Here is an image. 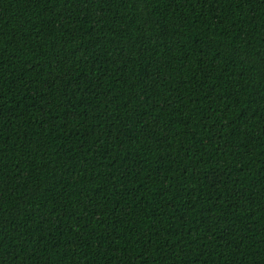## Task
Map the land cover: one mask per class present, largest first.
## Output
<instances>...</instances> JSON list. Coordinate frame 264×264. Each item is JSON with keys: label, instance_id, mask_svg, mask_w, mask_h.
Returning a JSON list of instances; mask_svg holds the SVG:
<instances>
[{"label": "trees", "instance_id": "obj_1", "mask_svg": "<svg viewBox=\"0 0 264 264\" xmlns=\"http://www.w3.org/2000/svg\"><path fill=\"white\" fill-rule=\"evenodd\" d=\"M0 264H264V0H0Z\"/></svg>", "mask_w": 264, "mask_h": 264}]
</instances>
